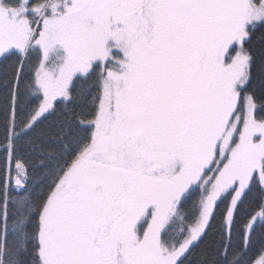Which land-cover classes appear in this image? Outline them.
<instances>
[{"label":"snow or ice","instance_id":"6c2138e0","mask_svg":"<svg viewBox=\"0 0 264 264\" xmlns=\"http://www.w3.org/2000/svg\"><path fill=\"white\" fill-rule=\"evenodd\" d=\"M0 65V264H264V0H0Z\"/></svg>","mask_w":264,"mask_h":264},{"label":"trees","instance_id":"16d2710c","mask_svg":"<svg viewBox=\"0 0 264 264\" xmlns=\"http://www.w3.org/2000/svg\"><path fill=\"white\" fill-rule=\"evenodd\" d=\"M4 67L0 65V71H4ZM29 164L31 167L29 168V175L32 180V183L34 186L37 187V191L40 190L41 187H43V184H46V181L44 179L43 171L40 169L38 165V161L35 159V157L31 158L29 161ZM256 209L255 203H252L251 206H246V211H254ZM211 243V238L203 242L198 249L194 251L192 256L190 257L191 264H201V261L203 259L202 257V251L205 250L208 245ZM264 248V244L257 241L255 246L249 251L248 256L245 258L246 260H251L253 257L256 256L258 251Z\"/></svg>","mask_w":264,"mask_h":264}]
</instances>
